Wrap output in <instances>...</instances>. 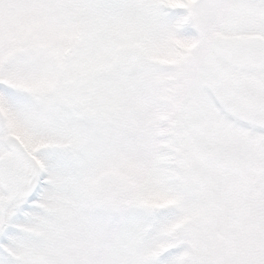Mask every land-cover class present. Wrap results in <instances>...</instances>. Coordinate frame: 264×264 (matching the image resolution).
I'll use <instances>...</instances> for the list:
<instances>
[{
	"label": "rangeland",
	"instance_id": "obj_1",
	"mask_svg": "<svg viewBox=\"0 0 264 264\" xmlns=\"http://www.w3.org/2000/svg\"><path fill=\"white\" fill-rule=\"evenodd\" d=\"M189 1L0 0L9 127L31 123L16 91L64 104L12 264H264V61Z\"/></svg>",
	"mask_w": 264,
	"mask_h": 264
},
{
	"label": "flooded vegetation",
	"instance_id": "obj_2",
	"mask_svg": "<svg viewBox=\"0 0 264 264\" xmlns=\"http://www.w3.org/2000/svg\"><path fill=\"white\" fill-rule=\"evenodd\" d=\"M185 5V14L191 18L194 10L201 11L206 23L204 28L209 33L219 29L220 36L212 39V44L220 52H234L248 60L264 61V0H190ZM2 87L0 77V261L12 264L18 256L12 254L11 237L22 231L18 218L38 200L46 187L51 151L62 149V144L42 141L38 134L47 127L50 110L64 104L58 95H46V92H55L51 84L40 90L16 91L27 99L31 116L27 136H21L8 125L1 102Z\"/></svg>",
	"mask_w": 264,
	"mask_h": 264
},
{
	"label": "water",
	"instance_id": "obj_3",
	"mask_svg": "<svg viewBox=\"0 0 264 264\" xmlns=\"http://www.w3.org/2000/svg\"><path fill=\"white\" fill-rule=\"evenodd\" d=\"M258 43L260 42V41H257ZM260 44V43H259ZM258 44V49H260V45Z\"/></svg>",
	"mask_w": 264,
	"mask_h": 264
}]
</instances>
